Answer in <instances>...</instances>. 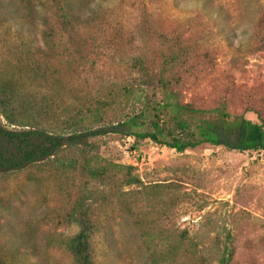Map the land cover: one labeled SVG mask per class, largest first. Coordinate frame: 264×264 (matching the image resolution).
Listing matches in <instances>:
<instances>
[{"label": "rangeland", "instance_id": "obj_1", "mask_svg": "<svg viewBox=\"0 0 264 264\" xmlns=\"http://www.w3.org/2000/svg\"><path fill=\"white\" fill-rule=\"evenodd\" d=\"M77 1L74 22L57 26V3L0 0V73L68 100L95 96L108 83H137L134 58L157 70L164 52L182 49L189 70L179 100L211 115L226 102L231 114L264 124V0ZM32 67L38 78H29ZM93 141L99 161L132 165L140 183L124 187L127 194L90 185L92 264H164L152 262L141 227L185 230L207 264H218L222 251L228 264H264V150L201 143L178 152L117 133ZM81 184L52 163L0 172L7 264H76L58 243L80 229L69 215Z\"/></svg>", "mask_w": 264, "mask_h": 264}, {"label": "trees", "instance_id": "obj_2", "mask_svg": "<svg viewBox=\"0 0 264 264\" xmlns=\"http://www.w3.org/2000/svg\"><path fill=\"white\" fill-rule=\"evenodd\" d=\"M49 1L57 3L61 11L57 26L72 24L77 18V0ZM43 38L46 44L47 35ZM32 41L28 38L30 49L38 48ZM160 58L157 70L149 69L142 57L134 58L130 68L139 76L137 83H108L95 96L74 95L68 100H59L49 91L35 94L25 88L22 76L0 73V172L52 163L60 174L71 178L77 174L82 180L69 215L80 229L58 243L76 264H92L90 185L113 186L127 194L124 187L140 183L132 165L99 161L94 138L117 133L135 140L149 139L178 152L201 143L236 151L264 150L260 118L255 122L231 114L226 102L218 103L211 115L208 109L178 99L179 84L189 70L186 51L172 48ZM38 70L32 67L29 78H38ZM136 223L140 225L141 219ZM140 234L152 262L187 264V258L190 264H207L199 245L185 230L175 233L141 227ZM225 252L220 253L218 264H228ZM227 253L231 255V250ZM0 264H7L1 253Z\"/></svg>", "mask_w": 264, "mask_h": 264}]
</instances>
